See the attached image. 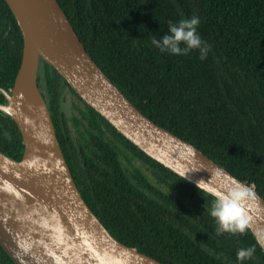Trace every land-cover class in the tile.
<instances>
[{
  "label": "trees",
  "instance_id": "1",
  "mask_svg": "<svg viewBox=\"0 0 264 264\" xmlns=\"http://www.w3.org/2000/svg\"><path fill=\"white\" fill-rule=\"evenodd\" d=\"M59 1L93 59L147 117L264 197V0ZM193 16L205 59L199 49L173 55L151 43ZM23 48L0 0V88L14 87ZM38 86L82 196L116 239L163 264H264L249 228L217 235L214 197L133 144L43 59ZM0 150L16 160L25 150L2 110ZM249 248L252 257L239 261ZM0 264H15L1 245Z\"/></svg>",
  "mask_w": 264,
  "mask_h": 264
},
{
  "label": "water",
  "instance_id": "2",
  "mask_svg": "<svg viewBox=\"0 0 264 264\" xmlns=\"http://www.w3.org/2000/svg\"><path fill=\"white\" fill-rule=\"evenodd\" d=\"M6 1L24 38L14 87L0 88L7 99L0 110L16 121L25 147L21 160L0 150V245L15 264H163L116 239L82 196L38 86L41 59L121 134L178 175L219 191L236 183L249 188V229L264 251V197L254 185L147 117L93 59L59 0Z\"/></svg>",
  "mask_w": 264,
  "mask_h": 264
},
{
  "label": "clouds",
  "instance_id": "3",
  "mask_svg": "<svg viewBox=\"0 0 264 264\" xmlns=\"http://www.w3.org/2000/svg\"><path fill=\"white\" fill-rule=\"evenodd\" d=\"M199 17L193 16L190 19H183L178 24H169V34L164 35L161 39H152L151 43L160 49L167 51L173 55L187 54L190 50L199 49L200 58L207 57L209 48L201 40L197 34V26L199 25ZM185 47H181V44ZM197 189L207 191L214 201L210 209V216L214 218L217 228L216 234L222 233L243 234L249 228L250 217L245 208L246 201L250 200L254 195L246 186L236 183L226 191L205 188L198 181ZM254 249H241L237 253V259L243 261L251 258Z\"/></svg>",
  "mask_w": 264,
  "mask_h": 264
}]
</instances>
